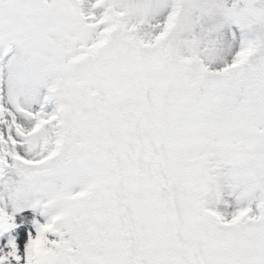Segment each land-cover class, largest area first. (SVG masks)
Instances as JSON below:
<instances>
[{
  "label": "snow or ice",
  "instance_id": "obj_1",
  "mask_svg": "<svg viewBox=\"0 0 264 264\" xmlns=\"http://www.w3.org/2000/svg\"><path fill=\"white\" fill-rule=\"evenodd\" d=\"M0 264H264V0H0Z\"/></svg>",
  "mask_w": 264,
  "mask_h": 264
}]
</instances>
